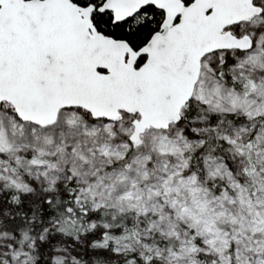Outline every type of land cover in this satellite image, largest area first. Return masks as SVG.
Instances as JSON below:
<instances>
[{"label":"snow or ice","instance_id":"obj_1","mask_svg":"<svg viewBox=\"0 0 264 264\" xmlns=\"http://www.w3.org/2000/svg\"><path fill=\"white\" fill-rule=\"evenodd\" d=\"M0 264H264V0H0Z\"/></svg>","mask_w":264,"mask_h":264}]
</instances>
